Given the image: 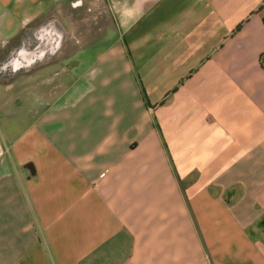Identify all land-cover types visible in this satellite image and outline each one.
<instances>
[{"label": "crops", "instance_id": "crops-1", "mask_svg": "<svg viewBox=\"0 0 264 264\" xmlns=\"http://www.w3.org/2000/svg\"><path fill=\"white\" fill-rule=\"evenodd\" d=\"M262 54L264 0H0V264H264Z\"/></svg>", "mask_w": 264, "mask_h": 264}, {"label": "built area", "instance_id": "built-area-1", "mask_svg": "<svg viewBox=\"0 0 264 264\" xmlns=\"http://www.w3.org/2000/svg\"><path fill=\"white\" fill-rule=\"evenodd\" d=\"M260 61L264 65V54L261 55Z\"/></svg>", "mask_w": 264, "mask_h": 264}, {"label": "trees", "instance_id": "trees-1", "mask_svg": "<svg viewBox=\"0 0 264 264\" xmlns=\"http://www.w3.org/2000/svg\"><path fill=\"white\" fill-rule=\"evenodd\" d=\"M237 28H239V25L237 26Z\"/></svg>", "mask_w": 264, "mask_h": 264}]
</instances>
